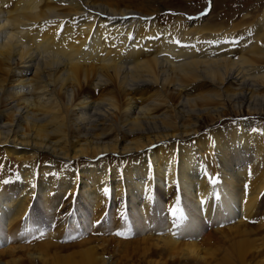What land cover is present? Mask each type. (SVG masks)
<instances>
[{"label":"bare ground","instance_id":"6f19581e","mask_svg":"<svg viewBox=\"0 0 264 264\" xmlns=\"http://www.w3.org/2000/svg\"><path fill=\"white\" fill-rule=\"evenodd\" d=\"M150 18L93 0H0V223L29 225L36 203L52 219L81 187L97 214L111 196L127 200L146 225L153 209H179L178 223L166 218L158 237L143 232L137 251L145 264H264V123L233 130L256 155L253 184L247 168L231 165L219 133L197 128L203 115L220 118L215 102L226 99L263 115L264 14L253 46L244 41L240 50L229 29ZM208 85L218 93L189 94ZM71 209L40 247L12 239L17 246L8 244L0 264H116L108 241L57 244L66 216L77 219ZM225 218L238 223L232 235L242 239L228 236L231 250L218 259L197 243L205 221Z\"/></svg>","mask_w":264,"mask_h":264},{"label":"rangeland","instance_id":"374dc122","mask_svg":"<svg viewBox=\"0 0 264 264\" xmlns=\"http://www.w3.org/2000/svg\"><path fill=\"white\" fill-rule=\"evenodd\" d=\"M93 1L99 4H103L118 9H130L135 12H138L139 15H143V16L151 15L150 19L154 20L156 18L157 21L159 20V22L163 26H167V25L170 26L168 19L170 20L173 19L172 21H175L177 25L179 24L178 26L179 28L183 27V25L187 23V24H192V26H198L204 28L212 27L214 29L216 28H223L225 30L229 29L228 33L229 35L232 34L231 36H233L234 43L236 44V46L234 47L239 50H240L239 48L240 45L244 41L250 42V46H253V41H254L253 34L257 33V30L255 29L257 26L256 18L264 14V0H93ZM236 24L240 25L237 30L232 28L233 25ZM244 27L246 28V30H244L245 29ZM230 29H233L234 33H231L232 31ZM238 55L248 56L247 53L237 54L236 56ZM202 84H203L202 82L199 83V85ZM227 86L228 85H226L225 88H227ZM227 89L229 93L236 92L234 91V87L232 86H229ZM189 91H187L186 93H189L190 95H194V93L195 95L199 93L200 94L218 93V89L216 87L214 88L209 85L207 88H205V90L204 88H194V89H190ZM258 91L260 92L261 90ZM262 92L264 94V91ZM215 104L220 105L219 111L222 112L221 117L216 118L214 122H212L210 120V117H208L207 115H203L200 120L198 119L197 128L199 130V135L206 134L213 130H214L213 132L219 133V135L221 136L220 138L221 142H223L229 149L227 155L230 160L229 162H231L232 163L231 165L234 166L235 168L237 167H239L240 169L247 168L246 171L247 173L249 172L247 174L248 181L250 180V184L251 183L253 184L256 182V175L255 173H253L255 172L254 169L256 163V159H255L256 155L254 153L253 148L251 147V144H249L246 148L240 146L241 144L238 142L239 137H233L234 135L233 130H235L234 129L236 128L235 125H237L239 122L264 123V106L262 107L263 115H249L248 108L246 107V105L244 104L241 105L236 101H232V100L228 101L226 99L223 101L215 102ZM8 119L9 117L5 115L4 120L7 121ZM248 135L250 136V132ZM249 136L248 138H250ZM184 142L186 143V141ZM130 157L132 156L130 155L124 157L113 156V158H117L121 162L122 160L123 162L124 161L127 162L129 160L128 158ZM10 164H11L10 173L18 176V173L20 171V164H17L15 161L11 162ZM249 176L251 178H249ZM243 184H242L243 187L246 186L245 184L244 185ZM243 190L244 189H242V193L247 192L245 190L243 192ZM73 195H74V202L72 203V207L70 204H68L65 207V210H62L63 212H61L60 215H56V217H53L52 219L49 215H47L46 212L40 209V206L37 205L38 203H36V205H34L35 207H33L36 217L32 219L31 223H28L29 225L18 224L14 228L7 229L5 226L3 227L0 223V229L3 231L2 233L3 236L0 237V253L3 254L6 253L5 250L8 244L14 247L17 246L15 242L14 243L10 242L12 239L21 238L24 239V241H22V244L24 246L36 247V248L40 247L43 244L42 242L44 241V239L47 238L48 236L47 234H49L48 232H50L48 230H52V225L56 226V223L58 222L60 217H62L63 214L68 211V209L70 210V208H72L73 209V210L71 209L72 213L77 214V219L74 220L72 214L66 216L67 227L65 229H62L63 227L61 226L56 230V234L59 235V237L61 236L60 239L56 241L57 244H64L66 246L72 244L74 245L83 244L84 246L85 244L90 243V241L91 242L93 241V243H91L90 245L100 246L104 242L108 241L109 247L106 250L108 251V254L109 253L112 254L116 252L115 254L117 255V257L115 258V260L116 259L118 260L116 264H145L144 261L140 259L141 256L139 251H137L138 250L137 246H141L140 244L142 243L143 238H146L145 236H143L144 235L143 232L149 230L151 233H153L154 237H158L159 235H161L160 233L162 231L161 230L162 223H165L166 218L168 220V223H170L172 226H175L178 223L176 219L180 217L178 216L179 209L177 208L174 209V207H171L172 209L171 215L168 213L167 215H164L162 211L165 210L166 212L167 211L166 209L168 208L164 207L163 204H165L166 206L169 200L162 199V201L164 202H161V204L163 203L162 207H164V209L163 208L153 209L152 215H154L155 218L154 220L149 222L150 223L149 225H146L145 222H142L141 219L137 217L136 213L135 214L132 213V210L129 206L130 203L127 200H123V202L120 204V201H115L114 199H112L111 196L110 199L111 201H109L107 205L103 206L104 208L100 209V213L97 214L87 209V205L82 199L81 187H78ZM242 196H244V194ZM82 210L85 211V217L83 215L84 212ZM235 223L234 221L232 222L226 218L222 220L220 223L216 222V224L215 222L212 221L211 222L205 221L204 229L199 234V241L197 240L198 241L197 244L208 246L209 249L211 247L212 249L215 250L218 259L222 258L225 255L223 253L228 252L227 250H231L228 248L231 243L229 244L226 241V239L228 240L229 238H232L233 235H235V234L232 235L233 231L237 229L238 223L236 221ZM257 223L259 224V221H255V223L252 222L251 224L249 223L248 225L251 227L252 230H254L255 229L254 227L258 225ZM263 235H259V236H263ZM240 236L241 235H237L236 238H234L235 239L234 241L236 242L237 241L239 242V240L241 241L242 238ZM253 238H255V236H252L251 240H253ZM4 240H7V242L5 243ZM99 240L102 241L100 242ZM125 245H127L128 247L126 246V248L124 247L122 248V246ZM141 247L143 248L145 246H141ZM123 256L124 258H122ZM107 257L108 256L106 254L105 258Z\"/></svg>","mask_w":264,"mask_h":264},{"label":"snow or ice","instance_id":"6c2138e0","mask_svg":"<svg viewBox=\"0 0 264 264\" xmlns=\"http://www.w3.org/2000/svg\"><path fill=\"white\" fill-rule=\"evenodd\" d=\"M105 192H107V189H105Z\"/></svg>","mask_w":264,"mask_h":264}]
</instances>
